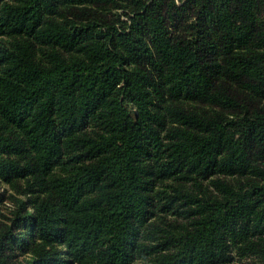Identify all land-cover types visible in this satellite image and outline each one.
Wrapping results in <instances>:
<instances>
[{"label":"trees","instance_id":"obj_1","mask_svg":"<svg viewBox=\"0 0 264 264\" xmlns=\"http://www.w3.org/2000/svg\"><path fill=\"white\" fill-rule=\"evenodd\" d=\"M0 187V264H264V0H0Z\"/></svg>","mask_w":264,"mask_h":264},{"label":"rangeland","instance_id":"obj_2","mask_svg":"<svg viewBox=\"0 0 264 264\" xmlns=\"http://www.w3.org/2000/svg\"><path fill=\"white\" fill-rule=\"evenodd\" d=\"M2 190V187H0V191ZM8 192H12L11 190H8ZM6 204H8V203H6Z\"/></svg>","mask_w":264,"mask_h":264}]
</instances>
